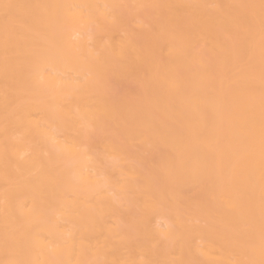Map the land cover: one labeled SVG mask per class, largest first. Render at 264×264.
<instances>
[{
	"label": "bare ground",
	"instance_id": "6f19581e",
	"mask_svg": "<svg viewBox=\"0 0 264 264\" xmlns=\"http://www.w3.org/2000/svg\"><path fill=\"white\" fill-rule=\"evenodd\" d=\"M0 264H264V0H0Z\"/></svg>",
	"mask_w": 264,
	"mask_h": 264
}]
</instances>
